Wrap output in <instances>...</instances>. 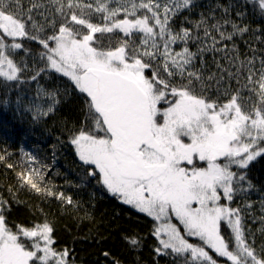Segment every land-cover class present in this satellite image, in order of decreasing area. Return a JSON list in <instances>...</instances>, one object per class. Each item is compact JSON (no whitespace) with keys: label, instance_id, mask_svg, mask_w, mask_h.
I'll list each match as a JSON object with an SVG mask.
<instances>
[{"label":"snow or ice","instance_id":"1","mask_svg":"<svg viewBox=\"0 0 264 264\" xmlns=\"http://www.w3.org/2000/svg\"><path fill=\"white\" fill-rule=\"evenodd\" d=\"M112 2L95 0L93 8L91 4L67 0V8H79L81 15H84V8L102 13L103 25L93 24L70 12V21L84 26L86 34L68 27L66 17L58 28L53 23V35L40 38L38 34L30 35V29L37 33L44 31L33 19L32 8L25 13L19 0H0V77L17 81L24 70L6 54L22 48L15 42L16 38L37 41L45 49L40 55L46 58V65L69 77L76 88L90 98L86 104L94 129L81 128L71 139L80 160L95 165L108 191L161 221L154 234L157 237L166 235V239L160 240L163 250L170 249L178 256L188 254L185 264H218L206 249L227 258L231 264H264V258H258L247 242L240 210L220 204L218 192L222 189L224 198L232 201L238 190L233 188V181H243L245 176H238L231 166L235 164L245 169L256 157L264 155V71L255 81L259 106L248 112L237 103L238 95H232L229 102L222 105L193 95L191 78L199 79L194 72L187 73L189 83L180 86L160 78L156 71L151 78L146 77L144 72L151 65L141 57L151 60L157 54L164 57L163 69L169 77L184 76L195 54L187 47L173 54L171 45L177 40L186 43L191 33L183 28L174 33L170 21L192 8L194 0H164L163 3L159 0H125L124 3L116 0L119 6L110 8ZM54 3L58 5L56 10L63 12V0H54ZM257 3L264 14V0H257ZM38 7L40 5L33 4V8ZM141 9L145 12L137 15ZM121 11L125 13L123 19L118 18ZM227 11L225 8L224 12ZM236 15L242 17L240 12ZM205 23L202 15L196 27ZM224 24H230L234 32L227 36L221 32L222 39L230 40L236 33L242 35L249 31L247 25H238L230 19H224L223 23L217 21L212 27L219 30ZM114 30L129 37L134 30L143 33L139 48H131L127 40L111 50L93 46L94 34L113 33ZM205 32L207 35V29ZM5 37L12 42L6 43ZM157 37L164 38L162 52H159ZM50 41L54 46H50ZM149 45L154 51H149ZM169 61L174 71L169 70ZM44 70L38 69L37 74ZM35 78L33 75L32 79ZM248 79L252 82L251 74ZM169 93L174 100L167 99ZM49 95L58 103L54 94ZM161 101L168 107L159 108ZM52 111L50 106L48 112ZM158 116L162 117V123L157 122ZM96 130H102L104 135L97 136ZM181 137L189 138L190 142L185 143ZM220 158L225 162L221 163ZM196 160L207 162V166L197 167ZM184 162L191 168L181 166ZM33 173L40 177L35 170L26 177L23 173L21 176L32 189L41 191L32 181ZM90 174L96 175L94 171ZM59 196L72 202L63 193ZM194 203L198 206L193 207ZM5 211L6 201L0 200V264H49L53 259L55 264H67V250L57 253L51 247L53 229L48 223L36 224L31 229L21 227L14 233L7 226ZM173 215L187 235L199 237L203 246L190 243L181 235L177 225L171 223ZM222 221L230 229L227 239L221 233ZM21 236L32 241L28 248L20 242ZM126 240L133 247L139 245L135 237H126ZM230 244L234 247L230 248ZM161 250L156 249L158 253Z\"/></svg>","mask_w":264,"mask_h":264},{"label":"trees","instance_id":"2","mask_svg":"<svg viewBox=\"0 0 264 264\" xmlns=\"http://www.w3.org/2000/svg\"><path fill=\"white\" fill-rule=\"evenodd\" d=\"M78 2L96 6L95 0ZM124 2L120 0V3ZM19 3L25 13L32 8L33 19L44 31L37 33L30 29V35L38 34L40 38L53 35V23L58 28L66 17L68 27L86 34L84 26L70 21V12L93 24L104 23L102 13L84 8V15H81V9L67 8V0H63V12L56 10L58 5L54 0H19ZM33 4L40 7L33 8ZM118 6L116 0L109 5L110 8ZM144 12L141 9L137 15ZM237 12L242 17H238ZM202 15L206 23L197 28L196 22ZM124 16L121 11L118 18ZM224 19L247 25L249 31L242 35L236 33L230 40L222 39L221 32L225 36L234 32L231 25L224 24L219 30L212 25L217 21L223 23ZM170 27L174 33L182 28L191 33L186 43L177 40L171 45L172 53L182 52L187 47L195 54L194 58L186 66L183 77L178 74L169 77L163 69V56L157 54L151 60L141 57L151 65L145 70L150 78L156 71L160 78L180 86L187 85V73L194 72L199 79L191 78L193 95L218 105L229 102L232 95H238L237 103L245 112L259 106L255 81L264 71V14L257 0H194L192 8L172 18ZM142 39L143 33L135 30L130 37L114 30L113 33L94 34L93 46L111 50L127 40L131 48H139ZM18 42L21 49L6 53L24 69L20 78L6 81L0 77V157H3L0 159V200L7 204L4 212L7 226L15 233L21 227L31 229L36 224L48 223L53 229V249L57 253L67 250V264H185L188 254L178 256L170 249L165 251L160 247V240L154 234L159 221L108 191L97 169L80 160L71 139L81 128L85 131L94 129L88 117L87 95L81 93L69 77L46 65V58L40 55L45 49L37 41L20 37ZM157 43L162 52L164 38L157 37ZM49 44L54 46L52 41ZM149 51H154L150 45ZM38 69L45 70L37 74ZM169 70L174 71L171 61ZM250 74L252 82L248 79ZM33 75L35 79H32ZM49 93L54 94L58 103L53 102ZM167 99L175 98L169 93ZM167 105L161 101L159 108ZM50 106L54 111L48 112ZM161 121L162 117L158 116L157 122ZM94 134H99L98 130ZM32 170L42 177L32 174V181L41 191L32 189L21 176V173L28 176ZM231 170L238 176L244 175L245 179L233 181V188L238 190L232 201L225 203L240 210L247 242L258 258H264V155L256 157L245 169L233 164ZM93 171L96 175L90 174ZM60 193L70 197L72 202L61 199ZM223 230L227 239L228 231ZM126 237H135L139 245L131 246ZM157 248L162 249L161 252L158 253ZM211 255L218 264H231L216 253Z\"/></svg>","mask_w":264,"mask_h":264},{"label":"rangeland","instance_id":"3","mask_svg":"<svg viewBox=\"0 0 264 264\" xmlns=\"http://www.w3.org/2000/svg\"><path fill=\"white\" fill-rule=\"evenodd\" d=\"M20 37H18V38H16V40H15V42L16 43H19L18 42V39H19ZM5 42L6 43H11L12 42V40H11V38H7V37H5ZM7 54V53H6ZM144 75L146 76V77H149L147 74H146V72H144ZM150 78V77H149ZM160 105V104H159ZM159 105H158V107H159ZM166 107H168V105L166 106ZM161 123H162V121H161ZM98 132H99V134H96L97 136H103L104 135V132L102 131V130H98ZM181 139L185 142V143H188V142H190L189 141V138H187V137H181ZM75 146V145H74ZM76 148V147H75ZM220 162L221 163H224L225 161H224V158H220ZM194 163L196 164V166L197 167H206L207 166V162H204V161H198V160H196V161H194ZM94 167H95V165H93ZM181 166H183V167H185V168H191V166L190 165H188L186 162H184ZM97 171L99 172V170L97 169ZM218 192L221 194V200L219 201V203L220 204H226L225 203V201H226V198H224V196H223V190L222 189H218ZM226 205H228V204H226ZM198 205L197 204H193V207H197ZM229 206V205H228ZM230 207V206H229ZM160 223H161V221H159ZM171 223H173V224H176L177 225V227L180 229V232H181V235H183L184 237H185V239H187L190 243H193V244H200V245H202L203 246V242L202 241H200V239H199V237H191V236H188L187 235V233H186V231H185V229H184V227H183V225L182 224H180V222L174 217V215H173V217H172V220H171ZM223 229H225V230H227L228 231V235H229V232H230V229L228 228V227H226V225H225V222H221V233H222V235H224L225 236V232H224V230ZM52 236V235H51ZM159 238V240H161V239H166L167 237H166V235L165 234H162L161 236H159L158 237ZM20 242H22V243H24L25 244V246H26V248H28V246L31 244V240L30 239H28V238H25V237H20ZM160 245V247L163 249V246L161 245V244H159ZM51 247L53 248V244L51 245ZM232 247H234V245L233 244H230V248H232ZM29 250H31L30 248H29ZM206 250H208L209 251V254L211 255V253H215L213 250H211V249H206ZM39 254H41V253H38V255ZM50 262H54L53 264H55V260L53 259V260H50L49 261V264H51Z\"/></svg>","mask_w":264,"mask_h":264},{"label":"water","instance_id":"4","mask_svg":"<svg viewBox=\"0 0 264 264\" xmlns=\"http://www.w3.org/2000/svg\"><path fill=\"white\" fill-rule=\"evenodd\" d=\"M90 99V98H89Z\"/></svg>","mask_w":264,"mask_h":264}]
</instances>
